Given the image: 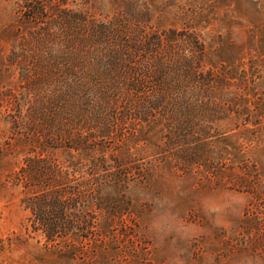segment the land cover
Instances as JSON below:
<instances>
[{
	"label": "trees",
	"instance_id": "obj_1",
	"mask_svg": "<svg viewBox=\"0 0 264 264\" xmlns=\"http://www.w3.org/2000/svg\"><path fill=\"white\" fill-rule=\"evenodd\" d=\"M15 1L0 56L14 132L0 161L15 159L8 183L24 196L27 229L46 241L36 264H123L120 255L138 264L144 213L132 188L161 182L163 192L172 180L246 187L244 224L254 216L264 227V146L236 147L222 132L247 124L242 66L227 65V39L199 32L212 0ZM258 231L245 229L240 252L264 241Z\"/></svg>",
	"mask_w": 264,
	"mask_h": 264
},
{
	"label": "rangeland",
	"instance_id": "obj_2",
	"mask_svg": "<svg viewBox=\"0 0 264 264\" xmlns=\"http://www.w3.org/2000/svg\"><path fill=\"white\" fill-rule=\"evenodd\" d=\"M190 1L174 0V4L186 5ZM209 5L210 25L199 32L210 38L220 35L233 44L227 65L230 68L242 66L240 76L244 79L241 81L240 94L244 90L245 95L252 93L245 97L243 94V98L250 101L247 105L250 114L242 115L247 124L240 122V128H237L232 122L228 131L222 132H228L226 136L232 137L230 145L240 148L250 146L249 149L263 147L264 117L257 116L255 110L264 108V0H212ZM14 10L17 11L15 0H0V56L7 51V38L13 36L6 28L16 25ZM203 26L206 27L205 22ZM7 84V80H0V94ZM231 92L235 93L236 88L232 87ZM237 109L242 110L239 107ZM6 111L5 104L0 101V147L10 141L14 132L5 120ZM236 111L231 113V117H236ZM245 131L249 133L242 135ZM219 135L214 141L222 137ZM230 145L226 144L224 151H231L233 147ZM212 148L215 146L212 145ZM226 158V167L230 168L233 157ZM248 158H252L249 160L251 167L253 156ZM14 160L8 158L0 161V239L3 241H0V264H15L19 260L36 264L37 255L45 251L46 241L28 230L31 229L28 224L30 212L22 203L24 196L20 189L12 188L8 183L10 171L15 167L12 163ZM239 167L242 166L235 168L241 171ZM227 180L203 187L192 181L172 180L163 192V183L160 182L156 186L158 191L153 190L151 193L131 187L134 197L139 200L138 210L135 211L144 213L136 236L145 256L138 264H174L176 259L182 264H264V241L254 242L256 247L250 248L248 252H240L245 241V229L253 227L255 234L262 227L256 236L260 239L263 237V224L254 216L251 222L253 226L244 224L252 194L247 192L246 187H234ZM261 184L264 185V181ZM165 212L178 219L180 233L151 227L152 222ZM257 223L260 225L256 226ZM17 237L26 245L19 241L11 245L9 239ZM120 257L123 264H131L130 259L122 255ZM73 264H83V261L78 259Z\"/></svg>",
	"mask_w": 264,
	"mask_h": 264
},
{
	"label": "clouds",
	"instance_id": "obj_3",
	"mask_svg": "<svg viewBox=\"0 0 264 264\" xmlns=\"http://www.w3.org/2000/svg\"><path fill=\"white\" fill-rule=\"evenodd\" d=\"M151 227L162 231H176L180 233L179 221L168 212L163 213L158 219L154 220ZM174 264H182L179 259L174 261Z\"/></svg>",
	"mask_w": 264,
	"mask_h": 264
}]
</instances>
